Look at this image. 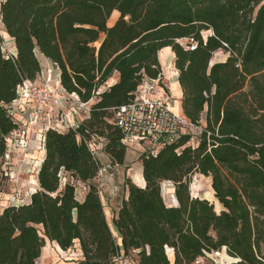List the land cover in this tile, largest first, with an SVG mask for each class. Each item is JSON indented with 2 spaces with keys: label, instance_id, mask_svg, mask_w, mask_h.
<instances>
[{
  "label": "trees",
  "instance_id": "1",
  "mask_svg": "<svg viewBox=\"0 0 264 264\" xmlns=\"http://www.w3.org/2000/svg\"><path fill=\"white\" fill-rule=\"evenodd\" d=\"M0 20V160L18 130L9 106L19 86L41 76L40 57L60 71L66 93L97 99L77 131L45 132L39 189L29 204L0 213V264H37L46 241L63 251L79 244L78 264H117L116 256L134 252L133 264H194L224 248L234 264H264V0H3ZM1 32L14 41L15 57L4 54ZM167 48L181 114L203 132L156 157L139 155L145 186L125 181L112 229L96 184L100 162L81 137L101 140L125 170L128 149L113 109L130 103L146 79L162 80L159 53ZM217 52L227 60L213 63ZM195 174L211 179L221 212L191 197ZM70 178L87 186L83 201ZM165 182L178 206L166 204Z\"/></svg>",
  "mask_w": 264,
  "mask_h": 264
},
{
  "label": "built area",
  "instance_id": "2",
  "mask_svg": "<svg viewBox=\"0 0 264 264\" xmlns=\"http://www.w3.org/2000/svg\"><path fill=\"white\" fill-rule=\"evenodd\" d=\"M3 52L7 58L16 56L7 49L6 42L3 44ZM47 76L51 80V72H48ZM170 97L162 87L161 80L146 79L130 103L113 109L114 123L122 134L121 144L128 151H135L138 148L141 154L156 157L162 149L178 143L183 136L203 132L202 127L194 125L181 113L174 111ZM9 111L14 122L18 125V130L10 134L7 139L8 148L0 160V176L4 180L11 179V182H14L12 176L8 175L6 167L12 163L14 154L27 152L30 143L34 142L33 139H30L32 131L43 125L42 137L39 136L38 142L39 151L45 152L44 134L46 131L50 129L59 132L77 131L79 124L75 120L70 121L69 113L78 115L84 111L86 114H90L91 108L89 103L80 102L76 95H69L61 86L51 87L48 81H40L38 78L34 82L25 81L18 87L17 99L9 106ZM81 139L100 162V154H103L101 140H87L84 137ZM193 145L195 146V143ZM24 162L25 159H20V163ZM121 169V166L111 160L106 164L100 162L96 184L101 198L104 192L103 182L110 175H118ZM60 177L64 185L68 178L63 172ZM70 180L76 185L77 200L83 201L88 190L87 186L80 182L75 183L73 178ZM34 193L36 191L29 192L27 198H31ZM21 196L22 192L19 190L9 196L10 202L14 203L11 206L23 205L25 199H21ZM123 258V253H121V256H116L115 262L119 264Z\"/></svg>",
  "mask_w": 264,
  "mask_h": 264
},
{
  "label": "rangeland",
  "instance_id": "3",
  "mask_svg": "<svg viewBox=\"0 0 264 264\" xmlns=\"http://www.w3.org/2000/svg\"><path fill=\"white\" fill-rule=\"evenodd\" d=\"M3 0H0V4ZM120 16V14H119ZM119 16L117 15V13L115 12L108 25L109 26H113V24L118 20ZM3 27L1 25V20H0V30H2ZM3 38L5 39V42L7 44V49H9L11 51L12 47V41L8 40V36L6 33L1 32ZM208 35V33H204V37H206ZM179 43L187 48L188 45H190L192 42L189 40H180ZM170 48H167V53H166V58H165V64H163V62H160L161 67H162V80H161V84L162 87H165L167 90L166 92L171 96V100H172V107L173 109L178 112L181 113L182 112V108H181V99L177 94H174V92L172 91L171 87L172 85L176 82L177 80V75H171L170 77H168V72H167V67L169 65H172V72H175V66H174V56H170V52L172 51ZM218 53V52H217ZM221 55L216 56L217 54H215L214 59H213V63H218V62H224L227 60L228 58V54L224 53V52H220ZM160 61V59H159ZM171 67V66H170ZM44 71L42 72L45 75H48V72H51L52 74V80H50L51 82L49 83V85H51V87H55L52 84L56 83V77H55V70L53 68L51 69H43ZM176 74L177 71H176ZM43 78V77H42ZM54 80V82H52ZM112 82L114 81V78L111 80ZM110 81V84H111ZM176 84V83H175ZM105 90V87L102 88L98 93H102ZM180 93V92H178ZM97 102V99L94 98L90 103H89V107L91 108L95 103ZM179 104V107L177 108L176 104ZM78 106V105H77ZM84 112V111H83ZM80 112V117H85V112ZM90 115V114H89ZM58 117V116H56ZM75 122H77L78 124L81 123V121H77L75 120ZM42 133V130L40 129H36L35 131H32L31 133V140L33 139L34 142L30 143L29 149L27 150V152L25 154H14V158L12 163H10V166L6 167V171L8 173L9 176H12V178L14 179V182H11L10 180H4V178H2L0 176V213L2 212L3 209H5V207H9L11 206V204H14L13 202H10V197L12 196L16 191H21L22 192V196L21 199H26L28 197V193L32 192V188L30 185V181L32 180V177H35L36 175V171L38 170V167L40 166V161L39 158L36 159L35 157L39 151V142L38 139H40V135ZM197 142V141H195ZM193 144V142H191ZM197 145V143H195V146ZM140 151V150H139ZM137 150H133V153H131V151H129V156L130 158L133 160L130 163H127L131 169H128L126 171H124V169L120 170V173L117 175H110L108 178H106V180L103 182L104 185V192H103V197H102V203L104 206V210L106 211V217H107V221L110 224L111 228L112 227V218L108 213V206H110V201L114 200V203L116 205V203H119V201H121V199L124 198V185H125V181L127 179H131L132 182L134 184H136L137 186L143 187V185H140L139 183L136 182L135 180V175L138 174V170H137V159L139 157V155L141 154L140 152ZM20 159H25L24 163H20ZM107 160V158H105L102 154H101V163L106 164L105 161ZM209 179V180H208ZM202 184V185H201ZM211 187V179L210 178H205L201 175L195 174L192 176L191 178V183H190V195L193 198H201V199H205L208 200L211 204L214 205L215 207V211L217 213L222 211V206L221 207H217L216 204L213 202V200L211 199V193L209 191V188ZM173 189H175L173 187V185L170 182H165L161 185V191H162V195L163 198L166 202V204L168 206H178V203L175 199L174 196V191ZM5 195H8L7 198H4ZM214 196V193L213 195ZM6 203V204H3ZM25 203V201H24ZM40 230H42L41 228H39ZM58 249V248H57ZM168 255L171 258V260L173 259V251L172 250H168ZM137 252H134L131 254V256L128 259H123L121 263L119 264H133L137 261ZM42 260H38L37 264H72L74 262H76L75 260V255L73 254V252L67 254V253H63V250L58 249L56 250L53 247V244H49V242L46 241V246L43 248V255L41 257ZM238 261V260H237ZM235 260H233V258H231L225 249H222L219 253H212V254H206L205 257H202L200 259H198L194 264H234Z\"/></svg>",
  "mask_w": 264,
  "mask_h": 264
},
{
  "label": "crops",
  "instance_id": "4",
  "mask_svg": "<svg viewBox=\"0 0 264 264\" xmlns=\"http://www.w3.org/2000/svg\"><path fill=\"white\" fill-rule=\"evenodd\" d=\"M115 24V23H114ZM113 24V25H114ZM8 40H11V39H8ZM12 41V47L13 48H11V52L12 53H14L15 55H17V50H16V47H15V44H14V41L13 40H11ZM40 61H41V64H42V67H43V69H45V70H47V69H51V68H53L54 70H55V77H56V83L54 84H52L53 86H55V85H57V86H55V87H60L61 86V84H60V71L58 70V69H56L55 68V66L52 64V62L51 61H49V60H47V59H45L44 57H40ZM174 62H175V55H174ZM44 71V70H43ZM177 73H178V71H177ZM178 76H179V73L177 74V80H176V84H174L175 85V88L173 89L172 87H171V89H172V91L174 92V94H177L179 97H180V99L182 100V97H183V93H182V90H181V87H180V85H179V83H178ZM43 77V78H42ZM39 80L40 81H48V83H50L51 81L48 79V76L45 74H43V76H41V77H39ZM52 80V79H51ZM117 80H118V76L116 75L115 77H114V81L112 82L111 81V84H109V86H111V85H113V84H115L116 82H117ZM52 82H54V80L52 81ZM163 88H165V87H163ZM105 90H106V88H105ZM167 89L165 88V91H166ZM177 91V92H176ZM178 92H180V93H178ZM180 104H181V102H180ZM177 105V108L179 107V104L177 103L176 104ZM27 113V111L25 112V114ZM84 113V112H83ZM86 114V113H85ZM89 118V114H86L85 115V117L83 118V117H80V113L78 114V115H74L72 112L71 113H69V119H70V121H73V120H77V121H84V120H86V119H88ZM42 127H43V125H40L39 126V129L41 130L42 129ZM41 137H42V135H40ZM129 152V151H128ZM131 153H133V151H131ZM105 158H107V160L105 161V163H108L109 161H110V159H109V157L106 155V154H102ZM36 156H38V157H35L36 159H38L39 158V161H40V163H42V161L44 160V158H45V152L43 151V152H38L37 153V155ZM133 160L130 158V156H129V153H127V155H126V161H125V166H124V168H125V170H128V169H131V167L127 164V163H130V162H132ZM100 162H101V154H100ZM136 163H137V170H138V173H139V175L143 178V168H142V164H141V162L139 161V159H137V161H136ZM41 165V164H40ZM39 168H40V166L38 167V170H37V175H38V171H39ZM124 170V171H125ZM37 175H36V179H37ZM37 181H38V179H37ZM30 185H32L31 184V182H30ZM38 187H39V185H38ZM39 189V188H38ZM8 197V195H5L4 196V198H7ZM122 200L123 199H121V201H119V203H116V205H115V203H114V200H111L110 202V206H108V213H109V215L111 216V218H112V220H113V218L117 215V212H118V210H119V208H120V206H121V203H122ZM25 203L24 204H29L30 203V201H31V198H26L25 200ZM3 204H6V203H3ZM17 205V204H16ZM20 206V205H19ZM5 208H7V207H5ZM4 210V209H3ZM2 210V211H3ZM105 213H106V211H105ZM49 242V241H48ZM49 244H50V242H49ZM51 244H53V247L56 249V250H58L57 249V245H56V243H51ZM60 248V247H59ZM60 250H61V248H60ZM71 252H73V254L75 255V260H76V262H74V263H72V264H78L77 262L79 261V260H81L82 259V253H81V251H80V248H79V244H76L75 245V247L73 248V249H70V250H68V251H63V253H67V254H69V253H71ZM42 255H43V251H42ZM42 257V256H41ZM39 260H42L41 258L39 259Z\"/></svg>",
  "mask_w": 264,
  "mask_h": 264
},
{
  "label": "bare ground",
  "instance_id": "5",
  "mask_svg": "<svg viewBox=\"0 0 264 264\" xmlns=\"http://www.w3.org/2000/svg\"><path fill=\"white\" fill-rule=\"evenodd\" d=\"M117 13V15L119 16V13L118 12H116ZM114 14V13H113ZM8 36V35H7ZM170 50V49H169ZM166 53H167V49H163L160 53H159V59H160V62H163V64H165V58H166ZM217 55L216 56H218V55H221V53L220 52H218V53H216ZM170 56H174V53L171 51L170 52ZM174 60V59H173ZM171 66V67H170ZM172 65H169L168 67H167V72H168V77H170L171 75H177L176 74V69H175V72L173 73L172 72ZM175 84V83H174ZM172 85V88L174 89L175 88V85ZM177 92V91H176ZM175 111V110H174ZM41 164V163H40ZM35 175H37V171H36V174ZM135 180H136V182L137 183H139L140 185H143V186H145V180L140 176V175H138V174H136L135 175ZM209 180V179H208ZM31 182V188H32V192H35V191H37L38 190V181H37V179H36V176L35 177H32V180L30 181ZM202 185V184H201ZM173 191H174V189H173ZM209 191H210V193L213 195V189H212V187H210L209 188ZM211 195V199L213 200V202L216 204V206L217 207H221L220 206V204H219V202L214 198V196H212ZM57 245V244H56ZM58 249H60L59 248V246L57 245L56 246ZM225 249V248H224ZM233 260H235V262H237V260L236 259H233ZM39 264H40V262H39Z\"/></svg>",
  "mask_w": 264,
  "mask_h": 264
},
{
  "label": "water",
  "instance_id": "6",
  "mask_svg": "<svg viewBox=\"0 0 264 264\" xmlns=\"http://www.w3.org/2000/svg\"><path fill=\"white\" fill-rule=\"evenodd\" d=\"M212 65V64H211Z\"/></svg>",
  "mask_w": 264,
  "mask_h": 264
}]
</instances>
